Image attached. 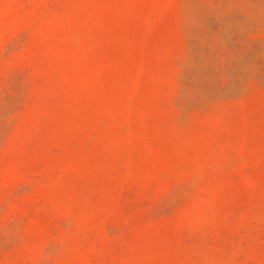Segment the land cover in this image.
Instances as JSON below:
<instances>
[{
    "label": "rangeland",
    "instance_id": "374dc122",
    "mask_svg": "<svg viewBox=\"0 0 264 264\" xmlns=\"http://www.w3.org/2000/svg\"><path fill=\"white\" fill-rule=\"evenodd\" d=\"M0 264H264V0H0Z\"/></svg>",
    "mask_w": 264,
    "mask_h": 264
}]
</instances>
